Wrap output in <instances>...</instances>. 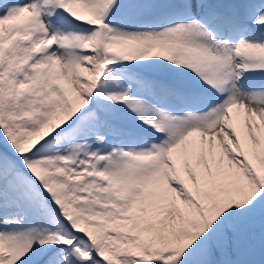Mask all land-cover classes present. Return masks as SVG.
Returning a JSON list of instances; mask_svg holds the SVG:
<instances>
[{
	"label": "snow or ice",
	"instance_id": "snow-or-ice-1",
	"mask_svg": "<svg viewBox=\"0 0 264 264\" xmlns=\"http://www.w3.org/2000/svg\"><path fill=\"white\" fill-rule=\"evenodd\" d=\"M0 264H264V0H0Z\"/></svg>",
	"mask_w": 264,
	"mask_h": 264
}]
</instances>
